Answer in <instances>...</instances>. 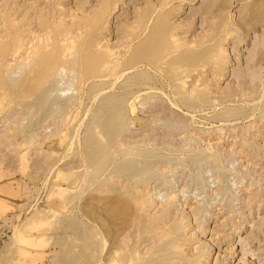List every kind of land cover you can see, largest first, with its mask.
<instances>
[{
	"label": "rangeland",
	"instance_id": "374dc122",
	"mask_svg": "<svg viewBox=\"0 0 264 264\" xmlns=\"http://www.w3.org/2000/svg\"><path fill=\"white\" fill-rule=\"evenodd\" d=\"M262 10L264 0H0V264H89L95 252L98 262L90 206L103 195L123 200L116 238L134 239L137 258L155 250L154 233L178 228L185 253L203 246L206 264H264ZM85 40L120 50L122 74L100 76L106 68L76 54L57 59L65 70L56 72L55 41L74 53ZM139 54L150 63L141 80ZM145 80L157 86L141 90L149 105L136 97ZM113 92L117 117L93 120ZM71 107L78 114H66ZM103 126L115 133H92ZM89 151H101V167Z\"/></svg>",
	"mask_w": 264,
	"mask_h": 264
},
{
	"label": "bare ground",
	"instance_id": "6f19581e",
	"mask_svg": "<svg viewBox=\"0 0 264 264\" xmlns=\"http://www.w3.org/2000/svg\"><path fill=\"white\" fill-rule=\"evenodd\" d=\"M135 2V1H134ZM243 2V1H242ZM240 3V1H239ZM202 4V3H201ZM223 5V4H222ZM225 5V4H224ZM203 6V4H202ZM260 6V5H259ZM206 7V6H205ZM250 9H254V8H250ZM73 10V9H72ZM164 10V9H163ZM71 11V10H70ZM157 15V14H156ZM260 18H262V20H264V10H262L261 14H259ZM150 21V20H149ZM228 23V22H227ZM260 23V22H259ZM149 24V23H148ZM253 24V23H252ZM255 24V23H254ZM101 27V25H100ZM148 27V25H147ZM245 27V26H243ZM41 31V30H40ZM146 31V30H145ZM165 32V31H164ZM152 33V31H151ZM166 33V32H165ZM96 34V33H95ZM99 34V33H98ZM153 34V33H152ZM171 34V33H170ZM167 36V35H166ZM105 37V36H104ZM178 37V36H177ZM46 38V37H45ZM49 38V37H48ZM56 38V37H55ZM135 38V37H134ZM47 39V38H46ZM193 40V39H192ZM41 41V40H40ZM39 41V42H40ZM46 41V40H45ZM70 41V40H69ZM72 41V39H71ZM129 41V40H128ZM47 42V41H46ZM130 43V42H129ZM94 42H91V41H83L81 42L80 44L78 43L77 45V50L78 52H74L72 53L70 50L68 51L67 50V53L66 51H62L60 50V46L59 44H57V41H55V71L57 69V71L59 69H64V66L63 65H60L59 64V60L57 59H66V57H68V54L69 55H81L80 57L84 60V63H85V66H87L88 68H94L97 69V70H100V72H103V69L106 68V72H103L101 73L100 76H103V75H106L107 73H117L116 75H120L122 74L120 72V67L121 65L118 64V60L120 59L119 55H120V50L117 51V53L115 54L114 52H111V51H103L101 49V47L99 46H96L94 47ZM122 44V43H121ZM124 44V43H123ZM137 44V43H136ZM96 45V44H95ZM101 45V44H100ZM114 45V44H113ZM117 45V44H116ZM129 46V44H127ZM132 45V44H130ZM139 45V43H138ZM21 46V45H20ZM123 47V46H122ZM140 47V46H139ZM143 47V46H142ZM70 48H73V47H70ZM150 46L148 44L144 45L143 48L139 49V51L141 50H144V51H147V50H150L149 49ZM93 50V52H90L88 53L87 50ZM124 51V50H123ZM143 51V52H144ZM223 51V49H222ZM28 52V51H27ZM28 54V53H27ZM29 55V54H28ZM32 58L33 57H37L38 59V63H43V64H47V66L50 68H52L54 66V63H53V60H49L47 58H44L45 57V54H43L42 52H40L39 50H33L32 51ZM144 55V54H143ZM30 57V55H29ZM39 57V58H38ZM28 58V57H27ZM134 60L136 62V64H134L133 66L135 67L134 71H137L135 74L137 75H134L133 78H137L139 80L142 79L143 75L145 74V72L147 71L146 68L144 67L145 65L144 64H149L150 63L148 62V57H143L141 54L137 55L134 57ZM218 60V59H216ZM69 61V60H67ZM66 61V62H67ZM26 62V61H25ZM114 62H116L114 64ZM217 62V61H216ZM112 63V64H111ZM161 65H163V63H161ZM133 67V68H134ZM149 68V67H148ZM131 70V69H130ZM56 71V72H57ZM128 71V70H127ZM132 71V70H131ZM55 72V73H56ZM61 72V71H60ZM66 72V71H64ZM62 72V73H64ZM125 72V71H124ZM123 72V73H124ZM120 73V74H119ZM58 74V73H57ZM60 74V73H59ZM64 75V74H63ZM63 75H62V79L60 80H63ZM65 76V75H64ZM123 76V75H121ZM120 77V76H119ZM161 77V76H160ZM106 78V77H105ZM115 78H118V77H115ZM163 78V77H162ZM103 78H101L100 80H98L97 82H94V83H91V84H88V88H93L94 85L96 84L99 85L103 82L102 80ZM120 78H118L119 80ZM148 79V78H147ZM198 79V78H197ZM8 80V79H7ZM11 80V78H10ZM130 80H134V79H130ZM88 81V80H87ZM115 81V80H114ZM117 81V80H116ZM198 81V80H197ZM196 82V81H195ZM80 83H81V86L85 85L86 82L83 81L82 79L80 80ZM138 83V91L139 93L136 95L137 99L139 98V102L142 103L143 105H149V102H151L152 99H149L145 96L144 92L141 91V90H144V89H148V88H155L157 87L156 86V83L153 82L152 80H145L143 82H137ZM64 84V83H63ZM109 84V83H108ZM127 84V83H126ZM68 85L69 86V83L66 84V86ZM114 85V84H113ZM111 85V86H113ZM159 85V84H158ZM196 85V84H195ZM194 85V86H195ZM60 86V85H59ZM86 86V85H85ZM105 86V85H104ZM121 86H124V85H121ZM132 86V85H131ZM130 86V88H131ZM101 87V86H100ZM134 87V86H133ZM72 88V87H70ZM103 88V87H102ZM126 88V87H125ZM169 88V86H168ZM113 89V88H112ZM56 90V88H55ZM109 90V89H108ZM120 90V89H119ZM63 91V89H62ZM68 91V90H67ZM93 90H91L90 92H92ZM95 91V90H94ZM122 91V88L121 90ZM137 91V92H138ZM149 91V89H148ZM158 91V90H156ZM161 91V90H160ZM64 92V91H63ZM79 92V91H78ZM101 92V91H99ZM104 92V91H103ZM107 92V91H106ZM105 92V93H106ZM163 92V91H162ZM117 92H113V93H109L108 96H101V100H99V102L96 103V105L94 106L95 108L91 111L92 114V118L93 120L97 119V120H107V119H110V118H116L117 117V108L113 109L111 108L110 106H112L111 104L114 103V100L117 98ZM167 93V92H166ZM102 94V93H100ZM98 94V95H100ZM164 94V93H163ZM162 95V94H161ZM168 95V94H167ZM194 95V94H193ZM120 96V95H119ZM199 96V95H198ZM262 96V95H261ZM168 98V96H167ZM191 98V97H190ZM89 99V98H88ZM124 99V98H123ZM162 99V98H161ZM198 99V98H197ZM90 100V99H89ZM96 99L93 98L92 101H94ZM192 100V99H191ZM90 101V102H92ZM256 101V100H255ZM254 101V102H255ZM211 102V101H209ZM253 102V103H254ZM56 103V101H55ZM69 104V106L73 105L74 104V101H61V100H57V103L56 104H60V105H65V104ZM93 103V102H92ZM95 103V102H94ZM170 103V102H169ZM171 104V103H170ZM214 104V103H213ZM174 105V104H172ZM216 105V104H214ZM90 106H92V104H90L88 107L90 108ZM122 106V105H121ZM177 106V104H176ZM73 107V106H72ZM72 107L66 111V114H70V115H73V114H78V109H72ZM216 107V106H215ZM88 108V109H89ZM104 108H106L104 110ZM142 108V107H141ZM113 109V110H112ZM90 110V109H89ZM87 110L86 112H84L86 115L84 116H87V113H90V111ZM106 111H110V112H106ZM119 112V111H118ZM125 113V112H124ZM78 116V115H77ZM82 117V116H81ZM144 117V116H143ZM164 117V116H163ZM131 118V117H130ZM154 118V117H153ZM133 122V120H132ZM135 122V121H134ZM96 124V123H95ZM125 124V123H124ZM151 124V123H150ZM94 134H102V135H110V133H115V129H109V127H101L99 128V130L95 133L92 132ZM93 135V134H91ZM182 135V134H181ZM148 138V137H147ZM150 138V137H149ZM152 138V137H151ZM106 139V136L105 138ZM113 142V140H112ZM70 143V142H69ZM205 151V150H204ZM207 151V150H206ZM203 152V151H202ZM104 153V152H102ZM197 153V151L195 152ZM65 154V153H63ZM188 154V153H187ZM100 155H101V151H89L88 153V156H90V158L94 161V165H97L98 167H101V160H100ZM218 155V154H217ZM65 155H62L61 158H63ZM66 156H67V153H66ZM144 156V155H143ZM147 156V155H146ZM192 156V155H191ZM141 157V156H140ZM140 157H138V159H140ZM145 157V156H144ZM143 158V157H142ZM147 158V157H146ZM149 158V157H148ZM66 159V158H64ZM145 159V158H144ZM152 159V158H151ZM62 160V159H61ZM134 161V160H133ZM132 162V161H130ZM137 162V161H136ZM143 162H146L145 164L148 166L150 164V161H148L146 159V161H143ZM143 165V166H146V165ZM111 166V165H110ZM138 166V165H137ZM142 166V165H140ZM152 166V165H151ZM136 167V166H135ZM160 174V173H159ZM76 181V180H75ZM173 196L174 193L172 194ZM171 197V196H170ZM169 197V199H170ZM117 198V197H116ZM116 198H114L113 200H117ZM123 197H121L122 199ZM167 198V197H166ZM142 198H140L139 200H141ZM172 199V198H171ZM98 200V199H97ZM138 200V201H139ZM145 199H143L144 201ZM107 201V198L105 197V195H103L97 203H104L103 205V209L100 210L99 207V204H92V206H90V209L92 210V219L94 220V222H98L100 224V228L101 230L99 231V233L101 234L102 236V248H103V252L101 255H99V259H98V262H96V259H93V256L96 257L98 252H95V255L93 253H91L89 255L91 259V261H89V264H165L166 262L167 263H170L172 262V260L174 259H177L179 260V262H184V261H188V262H191V264H206L208 262V260L210 259L209 255L208 254H205L204 253V247L203 246H199V245H196L195 248L198 247L197 249V252L195 254H186L185 251H184V247L181 245V240H182V235L178 232V228H175L174 230L170 231V232H162L160 234H153V242L156 244V248L153 252H150L148 253L147 255H144V256H138V258L135 256L137 252V245H139L138 243H136L134 241V239H132L131 243L128 244V243H125L126 241L125 240H117V235H119V226L117 227V225L119 223H117V221H115V219L118 217L120 218L119 216H121V214L123 213V216H125L124 212L125 210H123V206L121 204L120 201H123V200H117L119 202H116V203H112L111 204H107L106 203ZM124 201H127V200H124ZM147 201V200H146ZM94 202V201H93ZM171 202V201H170ZM91 203V202H90ZM126 203V202H124ZM139 203V202H138ZM145 204V202H144ZM149 204V203H147ZM102 205V204H101ZM128 205V203L126 204ZM130 205V204H129ZM128 205V206H129ZM165 205V203H164ZM182 205V204H181ZM97 206V207H96ZM122 206V207H121ZM125 206V205H124ZM132 206V204H131ZM139 206V205H138ZM143 207V204L141 205ZM160 206V205H159ZM168 203L167 205L165 206V208L163 209L164 211L167 210L168 208ZM125 208V207H124ZM139 208V207H137ZM162 208V207H161ZM126 209H130L128 207H126ZM141 210V208H139ZM154 209V208H153ZM156 209H158L156 207ZM156 211V210H155ZM187 211V210H186ZM125 212H128V211H125ZM130 212L132 213L131 209H130ZM100 213V215H99ZM131 213H128L129 215ZM184 213H185V208H184ZM188 214V213H187ZM152 216V215H151ZM190 216V215H189ZM126 217H127V214H126ZM155 217V216H154ZM99 218V219H98ZM122 218V217H121ZM124 218V217H123ZM122 218V219H123ZM125 219V218H124ZM223 219V218H222ZM120 219H118L119 221ZM168 220V219H166ZM123 221V220H122ZM171 221V220H170ZM97 224V223H96ZM117 224V225H115ZM124 224V222H123ZM127 224V223H126ZM243 224V223H241ZM115 225V226H114ZM124 226V225H121V227ZM242 226V225H241ZM165 227V226H164ZM96 228H94V226L92 224H90V227L86 230V235H85V238H86V241L85 243L87 244L88 247H90V249H92V247L94 245H96V239H95V234H96ZM126 228L123 230L125 231ZM187 230V229H186ZM162 231V230H161ZM193 231V230H192ZM198 231V230H196ZM222 234V233H221ZM69 235V234H68ZM230 235V234H229ZM122 236V235H121ZM97 237V236H96ZM79 238V236L77 237ZM80 238H84V235L81 234ZM79 238V239H80ZM98 239V238H97ZM203 239V238H202ZM201 239V240H202ZM189 240V239H187ZM82 241V239H81ZM208 241V240H207ZM197 242V241H196ZM200 242V241H199ZM206 242V241H205ZM204 242V243H205ZM207 243V242H206ZM188 244V243H187ZM198 244V243H197ZM200 244V243H199ZM211 244V243H210ZM82 245V244H81ZM214 245V244H213ZM98 246V245H97ZM193 246V245H192ZM86 247V246H85ZM214 247V246H213ZM81 248V247H80ZM95 248V247H94ZM193 248V247H192ZM83 249V248H82ZM81 249V250H82ZM194 249V248H193ZM212 250V249H211ZM229 250V249H228ZM97 251V250H96ZM210 251V250H209ZM217 251V250H216ZM227 251V250H225ZM193 252V250H192ZM195 252V251H194ZM100 253V252H99ZM141 253V252H140ZM190 253V252H189ZM88 255V254H87ZM218 256V254H217ZM219 257V256H218ZM212 258V257H211ZM82 259V258H81ZM216 259V258H215ZM93 260V261H92ZM217 260V259H216ZM212 262V261H211ZM215 263V262H214Z\"/></svg>",
	"mask_w": 264,
	"mask_h": 264
}]
</instances>
